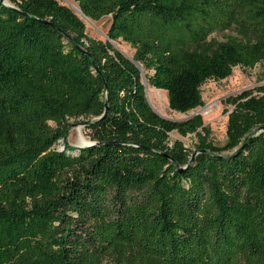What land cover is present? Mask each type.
Here are the masks:
<instances>
[{"label": "trees", "instance_id": "obj_1", "mask_svg": "<svg viewBox=\"0 0 264 264\" xmlns=\"http://www.w3.org/2000/svg\"><path fill=\"white\" fill-rule=\"evenodd\" d=\"M7 1L0 264H264V85L225 99L215 145L201 115H159L142 82L172 110L201 106L207 80L264 61V0H74L93 20L110 15L106 40L58 0ZM78 118L83 148L66 141ZM172 131L196 133L194 151Z\"/></svg>", "mask_w": 264, "mask_h": 264}, {"label": "rangeland", "instance_id": "obj_2", "mask_svg": "<svg viewBox=\"0 0 264 264\" xmlns=\"http://www.w3.org/2000/svg\"><path fill=\"white\" fill-rule=\"evenodd\" d=\"M58 1L78 13L73 6V4L77 5L78 3L74 0ZM82 20L85 23L88 35L97 39H107V30L110 25V15L104 16L99 20H93L89 17H82ZM235 35H237V33L234 29H228L222 32L215 31L211 33L209 37L216 40H224L229 36ZM113 43L129 57L134 56L135 48H133L128 42L119 39L113 41ZM258 85H264V61L257 63L252 68L236 65L232 68V73L228 77L220 80H207L201 86L203 100L202 105L187 112H177L172 110L168 103L167 92L162 89L152 87L156 91L153 94L154 100L149 99V102L159 114L167 118L183 120L197 114L201 115L204 126L210 131L208 136L209 140H211L215 145H222L226 140L227 113L225 112V109L227 106L224 103L225 99L228 96L235 95L244 89L254 88ZM82 120H84V118H78L76 120L68 119L70 125L68 127L66 141L73 147L84 145L80 143L82 139L87 140V143L91 141L87 135V129L84 124L80 123ZM50 124L55 126L54 122H50ZM199 131H201V129H199ZM175 140L182 141L185 147H187L190 151H194L195 145L198 143L196 133H189L183 136L177 131H172L169 135L170 144H172Z\"/></svg>", "mask_w": 264, "mask_h": 264}, {"label": "water", "instance_id": "obj_3", "mask_svg": "<svg viewBox=\"0 0 264 264\" xmlns=\"http://www.w3.org/2000/svg\"><path fill=\"white\" fill-rule=\"evenodd\" d=\"M4 1V3H6V4H8V1L7 0H3ZM77 12H78V14L79 15H81V17H86L83 13H82V11L81 10H77ZM108 38V37H107ZM112 43H113V41H112ZM113 45H114V43H113ZM115 46V45H114ZM116 47V46H115ZM117 49H119L118 47H116ZM121 52H123L121 49H119ZM124 53V52H123ZM125 54V53H124ZM128 56V55H127ZM129 57V56H128ZM130 59H132L136 64H137V66H139L140 68H141V64L138 62V61H136V60H134L133 59V57H129ZM142 82H143V84H144V87H145V93H146V98H147V101H148V103L150 104V102H149V99H148V93H147V81H146V77H145V75L144 74H142ZM150 106L152 107V105L150 104ZM153 108V107H152ZM108 106H106L105 107V111H104V113H106L107 111H108ZM154 109V108H153ZM155 110V109H154ZM156 111V110H155ZM157 112V111H156ZM158 113V112H157ZM159 114V113H158ZM159 115H161V114H159ZM162 116V115H161ZM163 117H165V116H163ZM165 118H167V117H165ZM188 118H190V117H188ZM188 118H186V119H188ZM168 119H171V118H168ZM173 120H176V119H173ZM87 120H82L80 123L81 124H85V122H86ZM261 130H264V127H262L261 128ZM87 145H89L88 143L87 144H84V145H81V146H78L77 148H83V147H85V146H87ZM195 154H196V152H194V153H192V155H191V158H190V161L193 159V157L195 156ZM175 165L177 166V169H178V171L179 172H181L185 167H182V166H179L177 163H175Z\"/></svg>", "mask_w": 264, "mask_h": 264}, {"label": "bare ground", "instance_id": "obj_4", "mask_svg": "<svg viewBox=\"0 0 264 264\" xmlns=\"http://www.w3.org/2000/svg\"><path fill=\"white\" fill-rule=\"evenodd\" d=\"M73 6H74V8H75L76 10H78V11L80 10L78 4H77V5H74V4H73ZM146 81H147V80H146ZM148 89H149V90H148ZM155 91H156V90H155L154 88L150 87L149 84L147 83L148 99H150V100H154V96H153V94H154ZM87 142H88V141L85 140V139H82V140L80 141L81 144H85V143H87Z\"/></svg>", "mask_w": 264, "mask_h": 264}, {"label": "built area", "instance_id": "obj_5", "mask_svg": "<svg viewBox=\"0 0 264 264\" xmlns=\"http://www.w3.org/2000/svg\"><path fill=\"white\" fill-rule=\"evenodd\" d=\"M60 148H63V145H61Z\"/></svg>", "mask_w": 264, "mask_h": 264}]
</instances>
